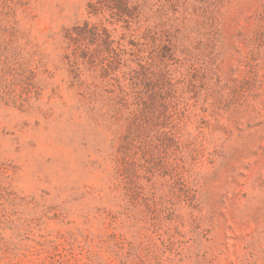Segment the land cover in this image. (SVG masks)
<instances>
[{"label": "rangeland", "instance_id": "rangeland-1", "mask_svg": "<svg viewBox=\"0 0 264 264\" xmlns=\"http://www.w3.org/2000/svg\"><path fill=\"white\" fill-rule=\"evenodd\" d=\"M0 264H264V0H0Z\"/></svg>", "mask_w": 264, "mask_h": 264}]
</instances>
